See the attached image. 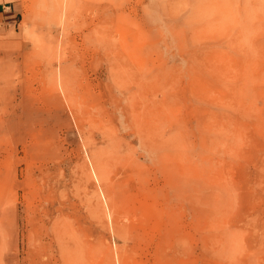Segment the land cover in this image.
<instances>
[{
    "label": "rangeland",
    "instance_id": "374dc122",
    "mask_svg": "<svg viewBox=\"0 0 264 264\" xmlns=\"http://www.w3.org/2000/svg\"><path fill=\"white\" fill-rule=\"evenodd\" d=\"M21 8L0 264H264V0Z\"/></svg>",
    "mask_w": 264,
    "mask_h": 264
},
{
    "label": "crops",
    "instance_id": "0c3cea01",
    "mask_svg": "<svg viewBox=\"0 0 264 264\" xmlns=\"http://www.w3.org/2000/svg\"><path fill=\"white\" fill-rule=\"evenodd\" d=\"M23 0H0V21L14 23L21 12Z\"/></svg>",
    "mask_w": 264,
    "mask_h": 264
}]
</instances>
